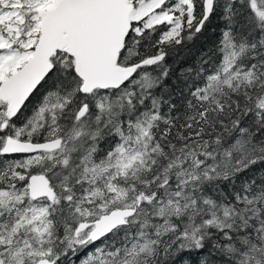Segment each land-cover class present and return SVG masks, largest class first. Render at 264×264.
Returning <instances> with one entry per match:
<instances>
[{
  "label": "snow or ice",
  "instance_id": "1",
  "mask_svg": "<svg viewBox=\"0 0 264 264\" xmlns=\"http://www.w3.org/2000/svg\"><path fill=\"white\" fill-rule=\"evenodd\" d=\"M0 264H264V0H0Z\"/></svg>",
  "mask_w": 264,
  "mask_h": 264
}]
</instances>
